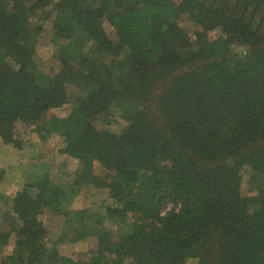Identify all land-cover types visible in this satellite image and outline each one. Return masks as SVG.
Wrapping results in <instances>:
<instances>
[{
  "label": "trees",
  "instance_id": "16d2710c",
  "mask_svg": "<svg viewBox=\"0 0 264 264\" xmlns=\"http://www.w3.org/2000/svg\"><path fill=\"white\" fill-rule=\"evenodd\" d=\"M48 22L55 75L35 60ZM116 117L119 132L99 127ZM18 123L52 127L79 168L27 180L2 213L0 264H264V0H0L6 143ZM88 188L112 203L95 233L76 224L62 240L97 246L63 255L46 212Z\"/></svg>",
  "mask_w": 264,
  "mask_h": 264
},
{
  "label": "rangeland",
  "instance_id": "374dc122",
  "mask_svg": "<svg viewBox=\"0 0 264 264\" xmlns=\"http://www.w3.org/2000/svg\"><path fill=\"white\" fill-rule=\"evenodd\" d=\"M112 38H115L114 31L107 27ZM52 22H48L45 31L38 43L35 60L39 63L40 69L44 74L55 75L59 69V62L55 58V47L52 43ZM217 32L212 34L215 37ZM71 98L75 95V90L70 92ZM72 107L71 103L66 104L62 108L49 111L43 118L40 126L50 122L54 118L66 117ZM48 121V122H47ZM126 122L116 117V121L111 125L105 122H99V127H109L115 132H119ZM52 127L40 128L37 126H26L18 123L15 126V134L11 143L5 142L0 137V220L2 213L6 212L13 205V198L24 189L28 179L35 174L46 175L53 182L66 181L69 182L76 174L79 168L77 159L67 151L66 143L53 132ZM95 171L98 175L104 176L105 169L98 162L95 164ZM249 168L246 169V178L249 174ZM244 191H246L244 189ZM112 201L108 198L103 190L88 188L82 194L66 206L64 212L53 213L46 212V223L49 230V239L52 245H56L61 254L66 256H74L76 258L86 256L91 250L97 246V238H87L78 243H69L68 240L63 241L65 232L76 224H84L89 227L91 233H95L98 227V219L105 216L106 206ZM171 205L168 204L165 211H168ZM133 222L132 219L129 220ZM106 227L119 232L120 229H128L129 226H115L111 222L106 221ZM2 229L8 231V223H1ZM71 238L69 235L66 237ZM14 238L12 242L3 250V255H9L15 248Z\"/></svg>",
  "mask_w": 264,
  "mask_h": 264
}]
</instances>
